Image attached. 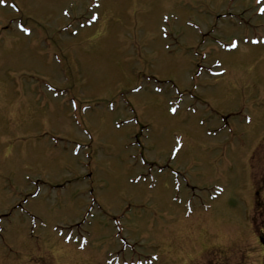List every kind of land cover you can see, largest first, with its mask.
Wrapping results in <instances>:
<instances>
[{
	"label": "rangeland",
	"instance_id": "obj_1",
	"mask_svg": "<svg viewBox=\"0 0 264 264\" xmlns=\"http://www.w3.org/2000/svg\"><path fill=\"white\" fill-rule=\"evenodd\" d=\"M261 7L0 3V264H264Z\"/></svg>",
	"mask_w": 264,
	"mask_h": 264
},
{
	"label": "flooded vegetation",
	"instance_id": "obj_2",
	"mask_svg": "<svg viewBox=\"0 0 264 264\" xmlns=\"http://www.w3.org/2000/svg\"><path fill=\"white\" fill-rule=\"evenodd\" d=\"M9 237L7 236V237H5L4 235H3V231L0 233V242L3 244V245H5V246H8L9 247ZM17 262V261H16Z\"/></svg>",
	"mask_w": 264,
	"mask_h": 264
},
{
	"label": "snow or ice",
	"instance_id": "obj_3",
	"mask_svg": "<svg viewBox=\"0 0 264 264\" xmlns=\"http://www.w3.org/2000/svg\"><path fill=\"white\" fill-rule=\"evenodd\" d=\"M3 2H4V0H0V3H3ZM257 3H258V4L261 3V0H257ZM259 11H260L261 14H264V7H261V8L259 9ZM22 30H24L25 32L27 31V29H23V28H22ZM232 46H233V47L236 46V45H235V42H233V45H232ZM172 111L175 112L176 109H172Z\"/></svg>",
	"mask_w": 264,
	"mask_h": 264
}]
</instances>
